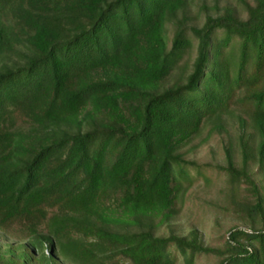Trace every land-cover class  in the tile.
I'll use <instances>...</instances> for the list:
<instances>
[{
    "label": "trees",
    "instance_id": "16d2710c",
    "mask_svg": "<svg viewBox=\"0 0 264 264\" xmlns=\"http://www.w3.org/2000/svg\"><path fill=\"white\" fill-rule=\"evenodd\" d=\"M186 3L0 0V55L23 44L29 52L0 69V233L26 241L0 247L3 264H177L172 248L184 264L205 254L264 264V231H231L221 250L197 232L113 229L170 218L194 180L179 151L235 103L248 109L258 141L241 139L242 169L227 150L222 170L250 187L256 200L243 212L264 219L248 170L255 160L264 172V0L243 1L245 19L227 9L202 27L177 22L170 45L167 22ZM193 50L184 80L164 87ZM20 116L30 131L17 129Z\"/></svg>",
    "mask_w": 264,
    "mask_h": 264
},
{
    "label": "rangeland",
    "instance_id": "374dc122",
    "mask_svg": "<svg viewBox=\"0 0 264 264\" xmlns=\"http://www.w3.org/2000/svg\"><path fill=\"white\" fill-rule=\"evenodd\" d=\"M243 1L251 5L255 3V0H187L177 16L167 22L169 44L171 45L175 35L176 23L180 21L187 27H202L207 17L223 15L227 9L235 11L238 17L245 19L247 11ZM28 53L23 44L14 55H0V69L24 64ZM194 58L195 50L187 57L186 63H182L168 78L164 87L182 82L190 72ZM247 110L237 103L233 104L229 112L205 121L198 135L181 148L179 154L185 161L194 164L190 167L194 180L183 183L169 219L155 216L153 219H143L133 226H114L113 229L123 233L151 231L155 236L164 238L187 237L192 232H197L205 247L221 250L226 248L231 231H264V219L251 218L240 207V204L255 203L256 199L250 187L245 183L240 186L232 185L228 174L222 170L228 165L227 150H232L236 167L244 168L242 138L253 146L257 144L258 138L251 127ZM243 121L246 123L243 124ZM16 122L17 129L26 132L32 129L30 119L25 116L18 117ZM248 170L264 198V172L259 169L255 160L250 163ZM25 243V240L16 236L0 233V247L3 250ZM172 252L177 258V264H184L182 256L175 248H172ZM222 260L218 255L205 254L197 258L196 264H221ZM60 262L70 264L65 260ZM0 264L3 262L0 261ZM118 264L128 263L120 260Z\"/></svg>",
    "mask_w": 264,
    "mask_h": 264
}]
</instances>
